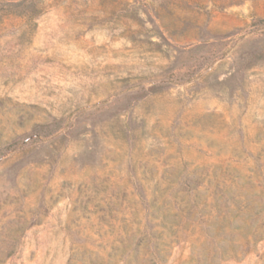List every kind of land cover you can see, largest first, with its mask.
I'll return each mask as SVG.
<instances>
[{"label": "rangeland", "instance_id": "1", "mask_svg": "<svg viewBox=\"0 0 264 264\" xmlns=\"http://www.w3.org/2000/svg\"><path fill=\"white\" fill-rule=\"evenodd\" d=\"M0 264H264V0H0Z\"/></svg>", "mask_w": 264, "mask_h": 264}]
</instances>
